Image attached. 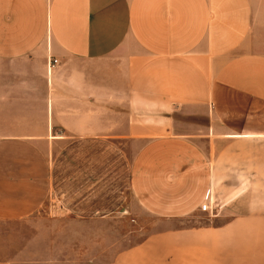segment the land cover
Instances as JSON below:
<instances>
[{"label": "crops", "instance_id": "0c3cea01", "mask_svg": "<svg viewBox=\"0 0 264 264\" xmlns=\"http://www.w3.org/2000/svg\"><path fill=\"white\" fill-rule=\"evenodd\" d=\"M208 199L202 262L264 264V0H0V221Z\"/></svg>", "mask_w": 264, "mask_h": 264}, {"label": "rangeland", "instance_id": "374dc122", "mask_svg": "<svg viewBox=\"0 0 264 264\" xmlns=\"http://www.w3.org/2000/svg\"><path fill=\"white\" fill-rule=\"evenodd\" d=\"M229 219L216 210L191 221L166 222L129 201L108 218L79 221L48 203L23 220L0 221V264H204L203 252L223 248L196 244L193 231Z\"/></svg>", "mask_w": 264, "mask_h": 264}, {"label": "built area", "instance_id": "2783aa9c", "mask_svg": "<svg viewBox=\"0 0 264 264\" xmlns=\"http://www.w3.org/2000/svg\"><path fill=\"white\" fill-rule=\"evenodd\" d=\"M57 60L49 58L47 61V68L50 70L55 64ZM202 212L208 213L209 215H214L216 212V203L213 200L208 199L206 202L202 203L199 207Z\"/></svg>", "mask_w": 264, "mask_h": 264}]
</instances>
